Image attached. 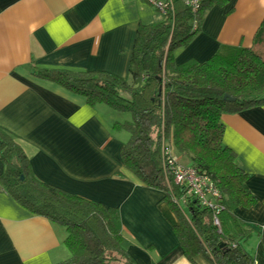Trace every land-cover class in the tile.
I'll use <instances>...</instances> for the list:
<instances>
[{"label":"crops","instance_id":"obj_1","mask_svg":"<svg viewBox=\"0 0 264 264\" xmlns=\"http://www.w3.org/2000/svg\"><path fill=\"white\" fill-rule=\"evenodd\" d=\"M263 18L264 0H223L205 13L175 65L204 63L220 47L251 48ZM159 20L143 0H0V130L22 147L37 181L117 210L134 264H191L164 195L122 165L125 142L113 131L121 118L31 75L32 68L66 69L127 82L137 27ZM221 124L223 146L256 199L254 207L233 211L254 229L242 247L253 264H264V104L225 114ZM3 171L0 162V176ZM65 237L62 227L29 214L0 190V264L62 263L69 256ZM193 264L212 263L197 257Z\"/></svg>","mask_w":264,"mask_h":264},{"label":"trees","instance_id":"obj_2","mask_svg":"<svg viewBox=\"0 0 264 264\" xmlns=\"http://www.w3.org/2000/svg\"><path fill=\"white\" fill-rule=\"evenodd\" d=\"M223 0H202L196 13L174 1L172 9L136 30L128 64L129 80L103 72L32 68L31 75L102 105L129 120L116 123L127 136L120 150L124 169L146 189L164 195L176 218L172 230L187 262L202 257L212 264H253L242 245L254 230L233 216L256 205L245 188L247 175L223 146L221 117L264 104V18L252 47H220L206 62L174 63L175 54L200 32L203 12ZM207 12V11H206ZM228 96L233 101H224ZM177 163L211 180L219 193L216 218L176 184L162 166V149ZM184 159L187 165H183ZM0 190L23 210L65 230L69 257L59 264H134L127 255L117 210H106L37 181L22 147L0 130Z\"/></svg>","mask_w":264,"mask_h":264},{"label":"built area","instance_id":"obj_3","mask_svg":"<svg viewBox=\"0 0 264 264\" xmlns=\"http://www.w3.org/2000/svg\"><path fill=\"white\" fill-rule=\"evenodd\" d=\"M151 9L160 16H165L172 9L173 2L178 1L183 6L189 8L192 13L199 10L202 0H143ZM162 166L171 173L176 184H184L187 188V194L194 196L200 205L207 208L213 215V226L219 228V223L216 218L217 201L219 193L214 184L205 176L199 175L191 168H184L177 159L173 157L170 148L167 144L162 149Z\"/></svg>","mask_w":264,"mask_h":264},{"label":"rangeland","instance_id":"obj_4","mask_svg":"<svg viewBox=\"0 0 264 264\" xmlns=\"http://www.w3.org/2000/svg\"><path fill=\"white\" fill-rule=\"evenodd\" d=\"M206 11H208V10H206ZM206 11L203 12V18H204V15H205ZM183 65H184V64H183ZM116 116H119V117L121 118V122H123V121H128V120H129V116H128V115H119L118 113H116ZM116 134L119 136V138L123 139L124 142H125V140L127 139V136H126L124 133H116ZM242 248H243V247H242ZM68 257H69V256H68ZM67 259H68V258H67Z\"/></svg>","mask_w":264,"mask_h":264},{"label":"water","instance_id":"obj_5","mask_svg":"<svg viewBox=\"0 0 264 264\" xmlns=\"http://www.w3.org/2000/svg\"><path fill=\"white\" fill-rule=\"evenodd\" d=\"M223 100L224 101H229V102H231V101H233L231 98H229L228 96H225L224 98H223Z\"/></svg>","mask_w":264,"mask_h":264}]
</instances>
